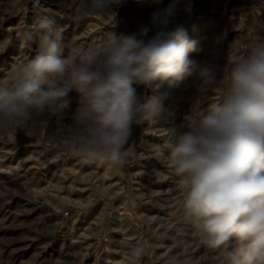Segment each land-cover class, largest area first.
Returning a JSON list of instances; mask_svg holds the SVG:
<instances>
[{
    "label": "rangeland",
    "instance_id": "rangeland-1",
    "mask_svg": "<svg viewBox=\"0 0 264 264\" xmlns=\"http://www.w3.org/2000/svg\"><path fill=\"white\" fill-rule=\"evenodd\" d=\"M169 2L125 0L111 28L114 14L81 15V0H0V83L10 82L15 66L37 54L38 41L23 33L35 30L42 15L60 26L63 55L75 58L101 46L110 31H137ZM192 2V12L181 6L176 20L198 42L200 51L190 54L197 64L222 68L264 41V0ZM195 80L193 75L163 96L159 120L133 126L123 167L76 154L68 138L80 102L75 91L59 105L62 124L54 116L35 118L15 135L0 134V264H226L234 242L220 249L201 245L183 211L184 185L166 161V128L220 100L218 92L198 96ZM105 171L109 176H102ZM138 245L145 247L139 260L130 254Z\"/></svg>",
    "mask_w": 264,
    "mask_h": 264
},
{
    "label": "clouds",
    "instance_id": "clouds-1",
    "mask_svg": "<svg viewBox=\"0 0 264 264\" xmlns=\"http://www.w3.org/2000/svg\"><path fill=\"white\" fill-rule=\"evenodd\" d=\"M124 2L81 0V15L114 14L115 28V9ZM181 6L190 14L193 2L170 0L137 31H110L101 46L75 58L63 55L56 21L38 17L36 29L23 33L38 41L37 54L15 66L10 82L0 83V134L15 135L35 118L54 116L62 124L59 105L75 91L80 102L68 138L76 154L123 167L133 126L159 120L163 96L195 75L197 95L218 92L220 100L166 128V161L184 185L185 218L207 248L234 242L226 264H264V41L222 68L197 64L190 54L200 51L198 42L176 20ZM144 252L138 245L130 254L139 260Z\"/></svg>",
    "mask_w": 264,
    "mask_h": 264
},
{
    "label": "bare ground",
    "instance_id": "bare-ground-1",
    "mask_svg": "<svg viewBox=\"0 0 264 264\" xmlns=\"http://www.w3.org/2000/svg\"><path fill=\"white\" fill-rule=\"evenodd\" d=\"M142 89H143V88H142ZM142 91H145V89H143ZM64 121H65V120H64ZM13 159H14V158H13ZM90 162H91V161H90ZM4 165H5V164H4ZM4 171H5V170H4ZM94 171H95V170H94ZM79 176H80V175H79ZM89 176H90V175H87V177H86V176H82L81 178L79 177V181L83 183V182H85L87 179H89ZM102 176H103V177L109 176V172H108V171L103 172V173H102ZM70 185H72V184H70ZM70 185H69V186H70ZM79 185H80V183H79ZM55 187H56V186H55ZM100 187H101L102 189H106V188H107L106 186H104V182L101 183ZM58 189H60V188H58ZM47 201L50 202V203H52V199L49 198V197L47 198ZM109 215H110V214H109ZM109 215H108V214H107V215H104V218H102V220H105L106 218L109 219V218H110ZM119 224H121V223H119ZM120 226H121V225H119V227H120ZM106 259H107V260H110V256L108 255V256L106 257Z\"/></svg>",
    "mask_w": 264,
    "mask_h": 264
},
{
    "label": "built area",
    "instance_id": "built-area-1",
    "mask_svg": "<svg viewBox=\"0 0 264 264\" xmlns=\"http://www.w3.org/2000/svg\"><path fill=\"white\" fill-rule=\"evenodd\" d=\"M35 4H37V1L35 2ZM64 217H68L70 214H69V211H66L63 213Z\"/></svg>",
    "mask_w": 264,
    "mask_h": 264
}]
</instances>
